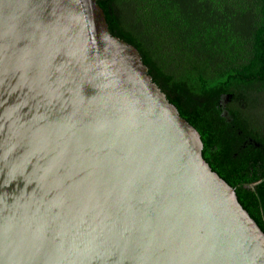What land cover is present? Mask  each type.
Here are the masks:
<instances>
[{"label":"water","instance_id":"water-1","mask_svg":"<svg viewBox=\"0 0 264 264\" xmlns=\"http://www.w3.org/2000/svg\"><path fill=\"white\" fill-rule=\"evenodd\" d=\"M203 149L99 0H0V264H264Z\"/></svg>","mask_w":264,"mask_h":264},{"label":"trees","instance_id":"trees-1","mask_svg":"<svg viewBox=\"0 0 264 264\" xmlns=\"http://www.w3.org/2000/svg\"><path fill=\"white\" fill-rule=\"evenodd\" d=\"M112 34L134 45L153 80L201 134L203 157L235 188L239 202L264 232V170L232 160V130H252L264 143V121L251 114L264 94V0H99ZM224 96L233 121L221 115ZM232 130V131H231ZM234 137V138H233ZM245 151V152H246ZM245 154V153H244ZM243 154V155H244Z\"/></svg>","mask_w":264,"mask_h":264},{"label":"flooded vegetation","instance_id":"flooded-vegetation-1","mask_svg":"<svg viewBox=\"0 0 264 264\" xmlns=\"http://www.w3.org/2000/svg\"><path fill=\"white\" fill-rule=\"evenodd\" d=\"M226 106H227V104H226ZM226 106H223V104H222L221 115L223 117H225L228 122H232L233 119H232L231 115L229 114V111H228ZM226 111H227V114L225 115ZM231 128H232V130L236 129L237 130V134L239 136H243V137L246 138L241 143H239V141H237L236 139L232 141L231 146L234 149L233 155H232V157H233L232 160L236 161L239 158L241 159V156L248 158L249 157L248 156V152L249 151L251 152L249 159L253 160L254 158H253V156H251V154L254 153V151H252V148H248V152L246 151V147L248 146V144H253L256 148H260L261 152L263 153V156L259 157L257 162H258L260 167L263 166L262 169L264 170V143H258L256 140L253 139V136H252L253 134H252V130L251 129H249L246 132H243L242 130H240L237 127V124H234V123L232 124Z\"/></svg>","mask_w":264,"mask_h":264},{"label":"rangeland","instance_id":"rangeland-1","mask_svg":"<svg viewBox=\"0 0 264 264\" xmlns=\"http://www.w3.org/2000/svg\"><path fill=\"white\" fill-rule=\"evenodd\" d=\"M251 114L257 123L264 121V94L254 101Z\"/></svg>","mask_w":264,"mask_h":264}]
</instances>
